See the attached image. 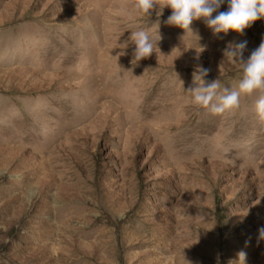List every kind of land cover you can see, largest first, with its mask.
<instances>
[{
	"label": "rangeland",
	"instance_id": "rangeland-1",
	"mask_svg": "<svg viewBox=\"0 0 264 264\" xmlns=\"http://www.w3.org/2000/svg\"><path fill=\"white\" fill-rule=\"evenodd\" d=\"M134 3L0 0V264H264L258 93L221 115L186 94L198 68L236 89L223 50L246 60L264 19L186 34ZM139 30L155 52L133 65Z\"/></svg>",
	"mask_w": 264,
	"mask_h": 264
},
{
	"label": "clouds",
	"instance_id": "clouds-1",
	"mask_svg": "<svg viewBox=\"0 0 264 264\" xmlns=\"http://www.w3.org/2000/svg\"><path fill=\"white\" fill-rule=\"evenodd\" d=\"M224 3L225 0H162V5H159L156 0H135L134 7L141 15H148L156 6L171 9L166 24L179 27L186 34L192 32L193 21L203 20L214 36L229 32L243 35L256 21L264 19V0H227V10L219 11ZM129 39L135 45L131 61L133 65L155 52L145 30L131 32ZM200 48L204 50L202 46ZM245 48L246 41H241L229 43L223 50L225 60L242 72L236 89L225 88L222 94L218 93V80L206 82L208 70L198 68L193 74L195 86L190 87L186 94H190L195 106L207 109L213 115H221L237 108L242 96L250 97L258 93L255 112L258 120L264 123V39L246 60L243 57ZM258 239L264 241V227L258 229ZM163 260L164 264H170L172 258L165 256ZM246 260L247 254L241 250L229 264H246Z\"/></svg>",
	"mask_w": 264,
	"mask_h": 264
}]
</instances>
